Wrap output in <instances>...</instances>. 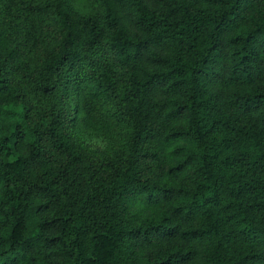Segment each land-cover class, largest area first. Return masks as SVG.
Here are the masks:
<instances>
[{"label": "trees", "instance_id": "trees-1", "mask_svg": "<svg viewBox=\"0 0 264 264\" xmlns=\"http://www.w3.org/2000/svg\"><path fill=\"white\" fill-rule=\"evenodd\" d=\"M0 264H264V0H0Z\"/></svg>", "mask_w": 264, "mask_h": 264}, {"label": "rangeland", "instance_id": "rangeland-1", "mask_svg": "<svg viewBox=\"0 0 264 264\" xmlns=\"http://www.w3.org/2000/svg\"><path fill=\"white\" fill-rule=\"evenodd\" d=\"M95 144H102V142L100 140H94L93 141Z\"/></svg>", "mask_w": 264, "mask_h": 264}]
</instances>
